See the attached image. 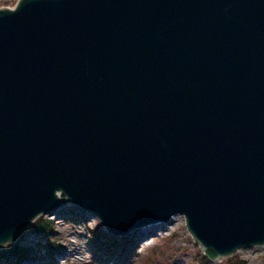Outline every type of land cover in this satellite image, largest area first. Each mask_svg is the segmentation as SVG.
Wrapping results in <instances>:
<instances>
[{
    "label": "water",
    "instance_id": "95a60500",
    "mask_svg": "<svg viewBox=\"0 0 264 264\" xmlns=\"http://www.w3.org/2000/svg\"><path fill=\"white\" fill-rule=\"evenodd\" d=\"M12 7L0 248L66 204L117 236L181 214L215 260L264 246V0Z\"/></svg>",
    "mask_w": 264,
    "mask_h": 264
},
{
    "label": "rangeland",
    "instance_id": "374dc122",
    "mask_svg": "<svg viewBox=\"0 0 264 264\" xmlns=\"http://www.w3.org/2000/svg\"><path fill=\"white\" fill-rule=\"evenodd\" d=\"M16 1L0 0V7H12ZM66 211L60 210L51 216H45L48 220L56 221V227L53 228L56 235H53H55L58 247L64 245V254L62 252L63 255L57 257V264H103L102 262H105L104 264H190L191 259L196 255L201 258L203 256L202 250L199 249L187 230L184 218L176 216L168 224L152 225L156 229L147 228L148 232L144 236L136 237L143 231L137 232L138 234L134 233L131 243H127V237L122 238V241L126 240L122 254L114 255L113 258L106 260L94 253L96 248L91 241L99 246L100 238L92 237L91 241L88 238L89 230L87 231V229H96V233L101 232L100 230L103 231L101 225H98L96 216L84 214L76 219L74 214L77 209ZM19 242L24 245H32L34 237L25 233ZM73 248L78 250L73 253ZM118 249L121 251L120 248ZM129 250H131V254ZM236 256L245 260L244 264H264V247L241 249ZM228 259L218 262L206 261V264H227ZM35 263L37 262L26 260L23 264Z\"/></svg>",
    "mask_w": 264,
    "mask_h": 264
},
{
    "label": "bare ground",
    "instance_id": "6f19581e",
    "mask_svg": "<svg viewBox=\"0 0 264 264\" xmlns=\"http://www.w3.org/2000/svg\"><path fill=\"white\" fill-rule=\"evenodd\" d=\"M76 208H78L77 206H75V205H72V204H66L64 207H61V208H58V209H55V210H53L52 212H50V213H47V214H41V215H39L38 217H36L34 220H32L31 222H30V224L27 226L28 228H32L37 222H39V221H42V220H45V216H51L52 214H55V213H58L60 210H62V211H66V209H67V211H72V210H74V209H76ZM66 211V212H67ZM55 212V213H54ZM73 213V212H72ZM175 217V216H174ZM48 223H49V225H55L56 224V221H52V220H49V221H47ZM154 225V224H153ZM157 225V224H156ZM147 228L148 229H156V228H154L153 226H147ZM139 231V229H137V230H133V231H129V232H127L126 233V236H127V243L129 242V243H131V241H132V238L134 237V233L136 234L137 232ZM148 232V230H145V231H143L141 234H138V235H136V237L138 236H144L146 233ZM78 249L77 248H73V253H75L76 251H77ZM129 252H130V254H131V250H129ZM5 258V257H4ZM5 264H6V261L4 262ZM7 263H9V264H14V262H7ZM18 263V262H17ZM54 264H57V258L54 260Z\"/></svg>",
    "mask_w": 264,
    "mask_h": 264
},
{
    "label": "trees",
    "instance_id": "16d2710c",
    "mask_svg": "<svg viewBox=\"0 0 264 264\" xmlns=\"http://www.w3.org/2000/svg\"><path fill=\"white\" fill-rule=\"evenodd\" d=\"M32 232L37 235H42V236H48L49 234L53 233V225H49V223L46 220H42L37 222L33 227H32ZM52 247H55L53 244ZM12 249H7L5 252H2L3 257L5 258H10L12 256ZM238 264H243L239 262Z\"/></svg>",
    "mask_w": 264,
    "mask_h": 264
}]
</instances>
